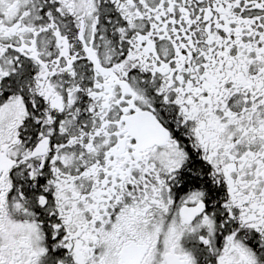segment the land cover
Listing matches in <instances>:
<instances>
[{"label":"snow or ice","instance_id":"snow-or-ice-1","mask_svg":"<svg viewBox=\"0 0 264 264\" xmlns=\"http://www.w3.org/2000/svg\"><path fill=\"white\" fill-rule=\"evenodd\" d=\"M0 264H264V0H0Z\"/></svg>","mask_w":264,"mask_h":264}]
</instances>
